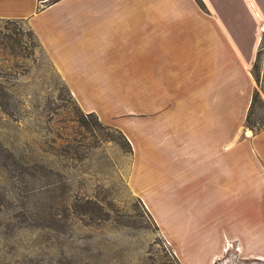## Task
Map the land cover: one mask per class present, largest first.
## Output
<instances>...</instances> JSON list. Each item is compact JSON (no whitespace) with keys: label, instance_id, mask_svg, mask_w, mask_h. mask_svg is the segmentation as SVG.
I'll return each mask as SVG.
<instances>
[{"label":"crops","instance_id":"obj_1","mask_svg":"<svg viewBox=\"0 0 264 264\" xmlns=\"http://www.w3.org/2000/svg\"><path fill=\"white\" fill-rule=\"evenodd\" d=\"M51 1L0 0V20L129 141V189L179 263L264 264V128L246 122L264 0Z\"/></svg>","mask_w":264,"mask_h":264},{"label":"rangeland","instance_id":"obj_2","mask_svg":"<svg viewBox=\"0 0 264 264\" xmlns=\"http://www.w3.org/2000/svg\"><path fill=\"white\" fill-rule=\"evenodd\" d=\"M17 24L22 50L0 46V264H180L129 189L123 133L79 121L84 111L48 54ZM252 72L260 101L249 129L260 130L264 40ZM40 198L51 200L43 215ZM49 214L57 219L44 221Z\"/></svg>","mask_w":264,"mask_h":264},{"label":"trees","instance_id":"obj_3","mask_svg":"<svg viewBox=\"0 0 264 264\" xmlns=\"http://www.w3.org/2000/svg\"><path fill=\"white\" fill-rule=\"evenodd\" d=\"M54 1H57V0H54ZM21 21V20H0V22H3L5 24H7L5 27H3L2 29H0V46L1 45H6L8 49H10L12 51L13 54H16L18 51L22 50V32L20 30H18V22ZM11 26V25H15L14 29H9L7 26ZM9 32V33H8ZM29 34L31 36H33V38H35V40L38 41V45H40V41L38 39V37L36 36V34L30 30L29 31ZM34 47H35V44H33ZM24 49V48H23ZM26 49V48H25ZM24 49V50H25ZM23 53V52H22ZM21 53V54H22ZM259 95L256 93H254V96H253V102L251 103V107H250V110L248 112V117L246 119V122H247V125L249 127H253L252 126V116H253V113H254V107L256 105V103H258L260 100H259ZM263 108H264V103L261 102ZM88 118H91L92 122H94V124L97 126V127H101L102 124L100 122V120L97 118V115L96 114H92V113H85V112H81V115L79 117V121L87 128H91L92 125H90V120H87ZM264 128V127H263ZM122 135V134H121ZM124 136V135H122ZM125 137V136H124ZM126 138V137H125ZM127 141V145L130 149L129 153L132 154V151H133V148L131 146V144L129 143V141L126 139ZM33 172H30V174L32 175ZM35 174V173H34ZM33 176H37V174L33 175ZM54 185H49L48 187H46V189L44 190H41V192L44 194H47V195H50L53 191H54ZM50 199L52 197H49ZM49 201L51 200H48V199H43V198H40L39 201L36 202V208L34 210H37V213L38 214H42L44 212H46V209L49 207ZM40 211V212H38ZM43 215V214H42ZM57 216H54L52 214H49L47 219H43L44 221H52L56 218ZM179 262V261H177Z\"/></svg>","mask_w":264,"mask_h":264}]
</instances>
